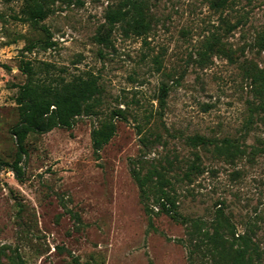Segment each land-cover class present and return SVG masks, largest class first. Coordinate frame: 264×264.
<instances>
[{
  "label": "rangeland",
  "instance_id": "obj_1",
  "mask_svg": "<svg viewBox=\"0 0 264 264\" xmlns=\"http://www.w3.org/2000/svg\"><path fill=\"white\" fill-rule=\"evenodd\" d=\"M118 2L57 1L32 24L24 0H0V264L16 254L25 264H214L190 253L209 246L197 227L211 233L218 214L237 233L251 225L264 246V103L244 72L264 66V0H150L144 37L109 29ZM24 62L42 81L92 74L101 99L69 128L28 134L17 175L1 163L19 150L11 128ZM118 109L114 135L95 150L92 130ZM194 135L241 152L191 146ZM133 168L158 170L177 220L159 211L154 189L141 196Z\"/></svg>",
  "mask_w": 264,
  "mask_h": 264
},
{
  "label": "trees",
  "instance_id": "obj_2",
  "mask_svg": "<svg viewBox=\"0 0 264 264\" xmlns=\"http://www.w3.org/2000/svg\"><path fill=\"white\" fill-rule=\"evenodd\" d=\"M57 1L67 3H81L83 0H24L23 13L26 21L32 24L38 23L49 13V7ZM222 6L228 0H217ZM150 0H119L118 4L107 10L105 20L109 29L119 24L126 34L131 33L137 37H144L151 29ZM47 32V30H45ZM96 40L107 41L106 35L98 34ZM46 47H50L52 42H47ZM256 44L264 52V32L256 37ZM211 47V44H208ZM214 45V44H213ZM213 48V46H212ZM203 54H205L203 52ZM22 67V66H21ZM27 74V81L18 86L16 102L18 107V121L12 126L11 133L15 136L18 152L12 164L2 162L11 168L18 175L21 173L19 163L25 153L23 143L30 133H45L55 127H71L75 117L82 114L96 113V107L100 103L101 88L96 76L92 74L83 76H73L69 80L61 79L54 83L52 81H42L35 79V71L29 62H24L23 68ZM246 77L253 86L255 95L264 103V66L253 65L244 69ZM169 87L162 85L160 88L159 103L165 104V98ZM124 117L120 109L113 110L108 119L102 121L100 126L92 130L91 141L93 148L99 150L115 133V123L113 118ZM189 145L207 147L213 145L214 151L219 155L232 157L241 152L240 147L231 142L230 139H223L220 144L213 142L203 135H194L187 138ZM196 153L192 162V169L198 167L196 161L199 160ZM134 177L142 197L147 196L150 188L154 189L153 194L159 204V211L165 212L171 218L177 220L174 214L175 202L170 200L164 186L159 182L161 178L158 170L147 171L141 174L140 170L133 168ZM157 177V178H154ZM145 207L148 206L145 203ZM213 231L201 230L197 227L196 240L204 237L209 244L202 250L201 245L196 244L198 249L190 253L193 262V253L209 252L211 257L220 260L214 264H264V246L256 239L255 231L251 227L245 228L243 232L237 233L236 228L229 219L222 214L217 215ZM196 221L193 222L194 226ZM196 227V226H195ZM201 242V241H200ZM2 264H25L19 255L9 256Z\"/></svg>",
  "mask_w": 264,
  "mask_h": 264
}]
</instances>
